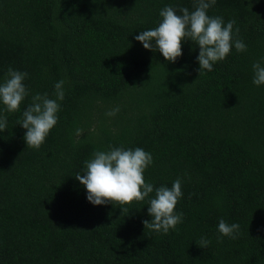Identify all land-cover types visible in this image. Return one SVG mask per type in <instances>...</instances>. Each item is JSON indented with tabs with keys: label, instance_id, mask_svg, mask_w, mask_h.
Masks as SVG:
<instances>
[{
	"label": "trees",
	"instance_id": "16d2710c",
	"mask_svg": "<svg viewBox=\"0 0 264 264\" xmlns=\"http://www.w3.org/2000/svg\"><path fill=\"white\" fill-rule=\"evenodd\" d=\"M193 2L0 0V83L10 67L28 74L20 110L0 103V264H264V85L252 82L253 63L264 66V0L208 9L236 21L233 41L247 50L233 43L200 75L195 42L171 63L135 39L165 7L180 14ZM60 80L57 124L27 147L16 122L34 95L55 99ZM120 147L152 155L149 198L181 180L183 220L167 234L144 228L149 198L94 206L75 179L94 152ZM220 219L240 225L235 239L218 232Z\"/></svg>",
	"mask_w": 264,
	"mask_h": 264
},
{
	"label": "clouds",
	"instance_id": "9594fccd",
	"mask_svg": "<svg viewBox=\"0 0 264 264\" xmlns=\"http://www.w3.org/2000/svg\"><path fill=\"white\" fill-rule=\"evenodd\" d=\"M216 0H194L193 10L182 7L177 9L167 6L160 11L161 22L154 29L141 31L135 39L144 49L158 51L165 61L174 63L182 56V41L195 42L199 47L197 57L199 75L204 71H213V65L223 61L233 47L237 52L247 50L242 40L233 41V27L235 20H229L225 25L222 17L209 16L208 9L215 5ZM237 33L239 29H236ZM253 84L264 85V66L260 62L253 63ZM26 72L13 70L7 71L6 78L0 83V103L9 113L20 110L22 101L28 95L23 83L27 77ZM65 80H60L54 85L55 99L47 93L36 94L32 97L31 104L23 111L22 118L16 123L26 130L24 140L27 147L39 149L44 143L50 130L57 124V112L60 109L58 101L64 99ZM118 108L106 113L115 116ZM8 128V120L0 116V133ZM83 129H76L79 137ZM152 155L142 148L134 150L124 148H110L108 151H96L93 157L85 162V171L76 174L75 179L86 189L87 200L94 206L117 203L129 205L144 201L154 192V186L146 183L144 172L152 164ZM181 180L176 179L171 188L161 186L155 189L154 198L148 200V215L151 220H144V228L154 232L167 234L170 229H175L182 223L183 214L175 212L179 198L182 196ZM126 212L127 208H122ZM240 225H229L223 219L219 220L218 232L222 236L236 238ZM210 241L201 238L199 247L207 248Z\"/></svg>",
	"mask_w": 264,
	"mask_h": 264
}]
</instances>
